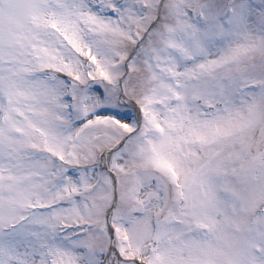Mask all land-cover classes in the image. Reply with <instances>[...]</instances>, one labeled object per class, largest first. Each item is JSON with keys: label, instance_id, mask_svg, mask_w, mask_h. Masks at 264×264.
I'll list each match as a JSON object with an SVG mask.
<instances>
[{"label": "snow or ice", "instance_id": "snow-or-ice-1", "mask_svg": "<svg viewBox=\"0 0 264 264\" xmlns=\"http://www.w3.org/2000/svg\"><path fill=\"white\" fill-rule=\"evenodd\" d=\"M0 264H264V0H0Z\"/></svg>", "mask_w": 264, "mask_h": 264}]
</instances>
